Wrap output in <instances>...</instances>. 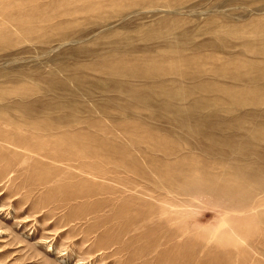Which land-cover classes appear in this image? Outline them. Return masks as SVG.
Returning <instances> with one entry per match:
<instances>
[{"label": "rangeland", "instance_id": "1", "mask_svg": "<svg viewBox=\"0 0 264 264\" xmlns=\"http://www.w3.org/2000/svg\"><path fill=\"white\" fill-rule=\"evenodd\" d=\"M0 264H264V0H0Z\"/></svg>", "mask_w": 264, "mask_h": 264}]
</instances>
